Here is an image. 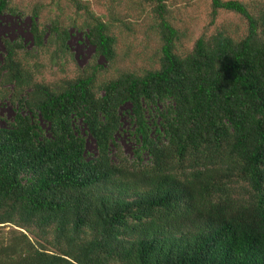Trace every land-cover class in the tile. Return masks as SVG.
I'll return each mask as SVG.
<instances>
[{"label":"trees","instance_id":"trees-1","mask_svg":"<svg viewBox=\"0 0 264 264\" xmlns=\"http://www.w3.org/2000/svg\"><path fill=\"white\" fill-rule=\"evenodd\" d=\"M137 1L160 42L142 72L106 75L117 38L77 2L82 22L40 25L34 11L29 48L3 40L0 103L15 114L0 123V264H264V3L209 0L185 50L168 0ZM224 11L243 20L242 37L216 26ZM71 26L91 61L58 86L37 82L27 61L48 54L62 71ZM123 116L133 159L116 140Z\"/></svg>","mask_w":264,"mask_h":264},{"label":"rangeland","instance_id":"rangeland-1","mask_svg":"<svg viewBox=\"0 0 264 264\" xmlns=\"http://www.w3.org/2000/svg\"><path fill=\"white\" fill-rule=\"evenodd\" d=\"M245 1L252 7L258 3H264V0ZM76 2L81 6L87 5L96 16L108 22L117 38L115 63L111 66V70L108 68L106 75L115 76L123 71L142 72L157 66V51L160 42L155 29V21L144 6L138 4L137 0H12L10 6L15 7V12L0 13V62L4 39L20 40L27 48L31 46L30 15L34 11L37 12L40 25L47 24L55 18H59L64 25L73 21L82 22L85 14L83 10L76 7ZM168 4L170 20L185 34L181 46L188 50L193 40L203 32L209 22L211 9L209 0H168ZM216 26H222L234 38H240L245 34L243 20L234 13L225 11L219 13ZM69 29L71 32L67 44L72 53V59H68L62 71L51 65L48 54H41L27 61L36 73L37 82L58 86L64 80L77 77L80 69L91 61L93 46L74 26ZM35 61L43 65L35 68ZM103 61L102 57L97 59L99 63ZM14 114L15 109L8 101L0 103L2 126H6ZM122 123L123 129L116 135V140L123 152L133 159L136 144L132 136V126L125 116H123ZM80 129L81 133H85L87 152L89 155L95 154L94 140L84 132L82 124ZM9 232L10 226H0V243L6 242L10 237Z\"/></svg>","mask_w":264,"mask_h":264}]
</instances>
